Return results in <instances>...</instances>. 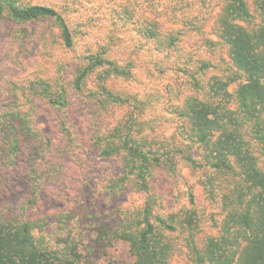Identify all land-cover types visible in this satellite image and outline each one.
I'll list each match as a JSON object with an SVG mask.
<instances>
[{
    "label": "trees",
    "instance_id": "obj_1",
    "mask_svg": "<svg viewBox=\"0 0 264 264\" xmlns=\"http://www.w3.org/2000/svg\"><path fill=\"white\" fill-rule=\"evenodd\" d=\"M254 8L247 0H65L60 8L0 0V32L5 22L58 30L50 42L41 37L33 64L2 49L0 83L7 62L16 71L62 64L70 75L0 84V264H82L93 247L73 234L80 223L98 242L121 245L124 264H170L176 253L192 264H264V0ZM216 11L212 41L206 28ZM207 50L212 58L202 57ZM76 101L89 109L82 125L65 119ZM39 103L57 146L35 127ZM170 123L183 148L164 136ZM93 150L119 169L104 188L88 176ZM185 169L203 174L222 217L201 247ZM125 192L143 196V205L115 206ZM51 224L57 236L47 242Z\"/></svg>",
    "mask_w": 264,
    "mask_h": 264
},
{
    "label": "rangeland",
    "instance_id": "obj_2",
    "mask_svg": "<svg viewBox=\"0 0 264 264\" xmlns=\"http://www.w3.org/2000/svg\"><path fill=\"white\" fill-rule=\"evenodd\" d=\"M25 4H34V5H51L56 6L57 8H60L62 5L65 4V0H21ZM254 2L255 0H247V4L249 9L254 12ZM218 11L215 12V14L212 17V20L208 24L206 28V36L208 39L212 41H216V38L211 32V22L213 19H215V15ZM154 18V17H151ZM159 22L160 25H162V28L164 30H170L174 28L171 24H169L164 17H156L154 18ZM20 30L25 31L24 36H19ZM57 28L54 26L51 22L46 23H35L32 25H17L12 24L9 22H5L3 30L0 32V51L2 49L9 50V47H14V50L10 51L12 54H18L19 58H29L32 59V64L40 58L42 55L41 51V44L40 40L41 37L44 35L48 37V42L54 40L57 38ZM37 36H35V35ZM35 36L37 39L31 38V36ZM19 36V37H16ZM18 38V39H17ZM23 39V40H22ZM194 40L189 38L188 39V46H191L193 44ZM21 45L22 47L19 48L18 46ZM26 48L28 53L26 55L23 54L22 50ZM211 52V50H207V54L203 55V58H212V56H209L208 53ZM57 53L60 54V50H57ZM214 57V56H213ZM216 57L221 63V56L220 52H216ZM61 58L63 60V64H67L66 58L61 55ZM8 59V58H6ZM30 64V61H29ZM141 62L139 61V65ZM5 66L7 67L4 71V79L2 80V83L0 84H7L4 80L9 79L11 82L10 84H16V87L22 88L24 84H30L32 81H35L36 79H44L49 82L54 83V80L62 76L66 82L70 80V75L68 71L65 69L66 66L57 65L56 63L49 64V63H43L36 66H30L28 65L27 69L24 71H16L14 67L9 63H5ZM142 72V69H141ZM109 87L114 88L113 84H108ZM116 87L118 90L125 89L124 84H116ZM94 88V84H88L87 88L80 93L79 96H77L78 101L80 102L81 95H87L90 94L91 90L87 92L88 89ZM83 95V96H84ZM2 95L0 94V101H2ZM4 99V98H3ZM78 101H76L72 108L67 109L66 117L65 119L68 120V117H75L78 123L82 125L85 121L87 122V118L89 115V109L84 104H79ZM23 102V101H22ZM23 104V103H21ZM26 107H24L25 109ZM125 109L118 112L117 116L121 117L124 113ZM126 113H128V108H126ZM34 124L37 130H39L43 135L48 136L52 139V144L54 146L59 145V141L57 140V136L50 130V126L48 121L50 118L49 113L47 111V108H45L42 104H37L35 113H34ZM164 136L171 142L172 144H176L178 148H183L182 145L186 144L182 139L177 135L175 125L171 124L165 129ZM89 167V177H92L94 181H97V184L101 186V188H104L105 182L109 179L115 177L119 173V169L117 166V163L115 161H100L96 157V153L93 150L92 154L90 155V162L87 163ZM183 178L188 181L190 185L194 188V198L195 202L197 203L195 209L198 210L199 214L197 215L200 219L196 231V244L198 247H201L203 242L210 236H215L217 234V229H214L212 224L213 222H216L218 224L221 221V215L219 214L218 209L214 207L210 202L207 200V197L205 195L204 189L201 186L200 182L203 179V174L201 172H191L187 169L182 171ZM167 183L170 185L172 183V179L168 176ZM172 184H175L174 182ZM195 184H197L195 186ZM178 186V184H177ZM180 188L184 187L181 185ZM192 188V189H193ZM176 190H179V186L176 187ZM99 191H102V194L105 195V190L101 189ZM167 202L170 200V196L167 195ZM143 205V196H140L139 194L133 193V192H125L119 197L116 198L115 206H119L121 209L129 210L137 207H141ZM183 206V205H182ZM180 206V207H182ZM15 209V207H14ZM105 216V215H104ZM110 216H107L108 220V228H110L111 223ZM93 227H89V225L81 224L76 227L73 234H76V230L81 232L83 235L81 238V244L89 247H93V251H84L83 253V263L82 264H124L125 256H123V247L118 244H109L107 242H98L97 241V235L92 230ZM46 237L45 240L47 242H50L52 238H55L57 236V230L54 224H51L46 229ZM79 239V238H78ZM126 260V259H125ZM170 264H192L191 262L186 259L182 253H176L172 256L170 259Z\"/></svg>",
    "mask_w": 264,
    "mask_h": 264
}]
</instances>
